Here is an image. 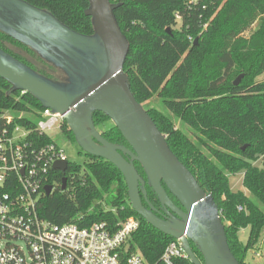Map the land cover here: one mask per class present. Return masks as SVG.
<instances>
[{"label":"trees","instance_id":"16d2710c","mask_svg":"<svg viewBox=\"0 0 264 264\" xmlns=\"http://www.w3.org/2000/svg\"><path fill=\"white\" fill-rule=\"evenodd\" d=\"M25 1L49 10L79 33L93 32L91 19L84 13L87 0ZM110 1L117 5L113 14L129 43L123 69L133 95L166 135L171 151L211 194L228 246L239 264H246L249 250L260 242L264 231V78L259 79L264 75V0H224L218 10L221 0H198L190 7L188 0ZM258 16H263L261 24L252 31ZM0 48L44 76L65 79L60 69L2 31ZM10 86L0 77V111H24V119L17 121L34 128L44 107L28 92L8 94ZM156 93L158 104L151 101ZM92 120L106 140L129 147L106 114L94 111ZM61 130L66 140L76 143L65 121ZM41 139L50 141L47 136ZM80 153L82 163L67 161L64 172L51 171L48 184L54 188L40 199L41 217L79 226L106 221L115 229L117 223L134 216L139 227L128 238L131 251L138 250L149 264H164L161 255L174 238L151 226L131 207L125 180L111 162ZM258 159L262 167L254 164ZM134 166L146 179L140 163L134 161ZM238 171H243L242 185L248 194L230 188L228 175ZM162 184L173 203L182 208ZM145 188L143 204L150 202L160 210L154 191L147 183ZM238 205L244 210L239 211ZM243 228H248L245 243L238 237ZM190 245L202 260L197 247ZM175 263L192 264L185 258H176Z\"/></svg>","mask_w":264,"mask_h":264},{"label":"water","instance_id":"95a60500","mask_svg":"<svg viewBox=\"0 0 264 264\" xmlns=\"http://www.w3.org/2000/svg\"><path fill=\"white\" fill-rule=\"evenodd\" d=\"M87 1L84 13L93 28L89 35L71 29L49 10L25 0H0V31L30 47L65 75L63 80L44 76L0 48V77L11 85L7 93L28 92L43 107L63 115L81 150L108 160L121 172L131 207L157 230L180 239L192 264H239L228 246L213 197L171 151L166 135L130 89L123 69L129 43L113 14L117 5L110 0ZM241 77L233 84L237 85ZM94 111L111 119L129 147L101 135L92 120ZM134 161L140 163L146 179ZM66 167V160L52 165L62 172ZM146 183L164 209V217L150 202L143 204L141 194L145 199ZM162 183L182 208L173 203ZM65 187L63 177L61 189ZM51 189L50 184L45 185V195Z\"/></svg>","mask_w":264,"mask_h":264},{"label":"built area","instance_id":"2783aa9c","mask_svg":"<svg viewBox=\"0 0 264 264\" xmlns=\"http://www.w3.org/2000/svg\"><path fill=\"white\" fill-rule=\"evenodd\" d=\"M197 1L188 0V7ZM206 26L203 24V29ZM25 116L24 111H0V242L4 243L0 264H149L138 250L126 247L139 227L134 216L117 223L115 229L106 221L79 226L73 222L55 224L41 217L38 208L44 186L56 170L52 165L68 161L56 143L64 119L59 112L44 107L31 128L17 121ZM43 136L50 141L43 142ZM237 209L244 207L238 205ZM176 258L190 261L180 239L174 238L161 260L176 264Z\"/></svg>","mask_w":264,"mask_h":264},{"label":"rangeland","instance_id":"374dc122","mask_svg":"<svg viewBox=\"0 0 264 264\" xmlns=\"http://www.w3.org/2000/svg\"><path fill=\"white\" fill-rule=\"evenodd\" d=\"M263 16H258L255 20V22L252 24V31H255L259 25L261 24ZM246 36H249V33H246ZM264 78V75L259 77V79ZM151 101L155 104H158L159 101V94L156 93ZM178 125V124H176ZM56 143L61 146L65 154L67 156V160L70 162H76V163H82L83 161V155L81 152V148L77 143H72L68 140H66L62 135H58L56 137ZM258 167H262L261 160L258 159L255 163ZM242 176H243V171H238L234 174H229L228 175V182L230 185L231 190L233 191H243L246 194L248 192L245 190V188L242 185ZM248 236V228H243L240 229L238 232V237L242 243H245L247 240ZM264 240V231L261 235L260 242L251 250H249L246 258V264H264V253L262 250V241ZM22 245L21 243H19ZM4 247V243L0 242V249Z\"/></svg>","mask_w":264,"mask_h":264},{"label":"flooded vegetation","instance_id":"af4514ba","mask_svg":"<svg viewBox=\"0 0 264 264\" xmlns=\"http://www.w3.org/2000/svg\"><path fill=\"white\" fill-rule=\"evenodd\" d=\"M160 216L164 217L165 215V212H164V209L160 206V210H156Z\"/></svg>","mask_w":264,"mask_h":264}]
</instances>
